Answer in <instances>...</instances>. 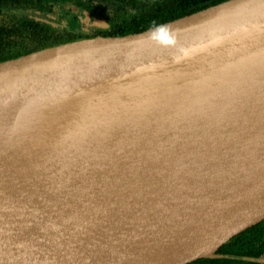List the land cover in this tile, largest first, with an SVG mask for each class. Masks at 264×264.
<instances>
[{"label":"water","instance_id":"95a60500","mask_svg":"<svg viewBox=\"0 0 264 264\" xmlns=\"http://www.w3.org/2000/svg\"><path fill=\"white\" fill-rule=\"evenodd\" d=\"M7 114L30 125L0 166V264L215 258L264 222V0L0 62Z\"/></svg>","mask_w":264,"mask_h":264},{"label":"trees","instance_id":"16d2710c","mask_svg":"<svg viewBox=\"0 0 264 264\" xmlns=\"http://www.w3.org/2000/svg\"><path fill=\"white\" fill-rule=\"evenodd\" d=\"M227 0H0V62L18 58L56 44L97 35L123 36L204 10ZM66 2L99 8H120L121 14L106 28L81 35L68 28L24 14L26 11L52 14L53 5L61 9ZM63 8H62V7ZM264 222L225 245L218 256L195 264H264Z\"/></svg>","mask_w":264,"mask_h":264},{"label":"flooded vegetation","instance_id":"af4514ba","mask_svg":"<svg viewBox=\"0 0 264 264\" xmlns=\"http://www.w3.org/2000/svg\"><path fill=\"white\" fill-rule=\"evenodd\" d=\"M102 4H107L108 8H99L97 4L89 2L86 3L87 6L85 7L76 3L66 2L64 4V8L61 6L63 9H61L59 5H53L52 14L50 12V14L46 15L52 19L50 22L57 26L59 25L61 27L68 28L74 33L87 35L95 33L98 29L106 28L109 23H111L113 18H115L118 14H121L119 7H115L114 10L109 8V6L113 4L112 2H103ZM72 6L84 11L85 14L89 16L88 19L81 18V15L79 16L72 12ZM92 16L99 18L100 21L103 22V25L95 24L92 21ZM259 261L264 262V257L259 259Z\"/></svg>","mask_w":264,"mask_h":264},{"label":"bare ground","instance_id":"6f19581e","mask_svg":"<svg viewBox=\"0 0 264 264\" xmlns=\"http://www.w3.org/2000/svg\"><path fill=\"white\" fill-rule=\"evenodd\" d=\"M26 106L19 107L20 109L17 111L18 114L22 113V109H26ZM10 114L7 115H0V126L1 123H4L2 119L9 118ZM168 116V115H167ZM23 119H19L17 117H11L10 122L16 123V125L19 124V128L15 125L9 126V127H3L1 130L0 128V166L2 167H13L15 163L17 164V156L18 153L22 151V145L21 143L25 141L27 133L25 125H30L29 121L26 119V115L22 114ZM190 116L185 117L184 120H188ZM170 120L174 121V129L178 133V135L186 136L188 135L190 138L192 133L189 135V128L188 123H180V121L183 120L181 116L170 118ZM176 121V123H175ZM24 128V130H23ZM30 131V129H29ZM30 135V134H29ZM29 139V137H28ZM27 139V141H28ZM20 159V158H19ZM17 166V165H16ZM0 178H6L4 176H0Z\"/></svg>","mask_w":264,"mask_h":264}]
</instances>
